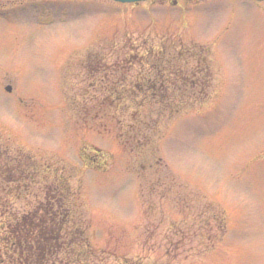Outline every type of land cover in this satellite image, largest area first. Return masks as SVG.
Listing matches in <instances>:
<instances>
[{
	"label": "rangeland",
	"instance_id": "374dc122",
	"mask_svg": "<svg viewBox=\"0 0 264 264\" xmlns=\"http://www.w3.org/2000/svg\"><path fill=\"white\" fill-rule=\"evenodd\" d=\"M52 1L0 14V119L47 149L34 152L41 163L65 166L77 191L65 230L80 237L69 253L264 264V2ZM99 60L102 74L117 61L148 94L163 80L166 90L102 106L89 84L106 76L91 74ZM175 71L190 86L170 83Z\"/></svg>",
	"mask_w": 264,
	"mask_h": 264
},
{
	"label": "flooded vegetation",
	"instance_id": "af4514ba",
	"mask_svg": "<svg viewBox=\"0 0 264 264\" xmlns=\"http://www.w3.org/2000/svg\"><path fill=\"white\" fill-rule=\"evenodd\" d=\"M35 1L47 4L53 2L52 0H0V14L21 10V13L28 15V6ZM55 1L77 3L84 0ZM180 2L182 9L185 6L196 8L203 5L217 6L225 10L226 6L228 8L237 6L235 0L172 1L178 7ZM44 12H47V9ZM104 62L91 61L90 65L95 70L91 74H102L100 68ZM120 64L121 62L117 61L106 62L105 66L110 72H104L102 75L106 76L103 77H91L94 80L89 83L91 88L100 92L97 95L91 93L90 99L97 102L101 99L104 106L107 102L112 105L114 101L146 100L152 95L154 98L149 99L157 100L158 97H162L164 93L162 88L166 90L167 85L165 80L160 81L157 89L148 94L146 81L132 82L125 76ZM83 69L85 70L84 67ZM201 73L203 74V72H192V79ZM84 74L81 72L82 76ZM115 74L120 76L115 78ZM171 76L174 80L170 83L180 80L181 84L186 82L185 85L190 86L189 82L180 76L179 71H175ZM202 85L206 86L204 83ZM6 89L10 90L8 94L13 93L11 84L7 85ZM45 150L47 149L34 145L32 140H26L20 132L0 119V264H82V258L79 257L81 253L73 252L75 255L79 254L74 257L68 249L69 246L79 243L80 237L76 238V235L72 237L65 230L72 209L68 201L74 193L77 197V191L73 192L67 188L65 166L59 165L53 169L51 165H45L35 158L40 153L45 155ZM34 152L37 154L35 155ZM80 160L82 162L84 158L81 157ZM87 160L91 165H95L94 161H90L89 158ZM79 175L81 176V173ZM37 178L39 181L36 183L34 180ZM36 184L37 190H35ZM40 190L42 193L39 192ZM21 205L22 209L24 207L29 209L26 212L20 211ZM3 224L7 227H3Z\"/></svg>",
	"mask_w": 264,
	"mask_h": 264
},
{
	"label": "water",
	"instance_id": "95a60500",
	"mask_svg": "<svg viewBox=\"0 0 264 264\" xmlns=\"http://www.w3.org/2000/svg\"><path fill=\"white\" fill-rule=\"evenodd\" d=\"M116 2H121V3H136L140 1H146V0H114Z\"/></svg>",
	"mask_w": 264,
	"mask_h": 264
}]
</instances>
